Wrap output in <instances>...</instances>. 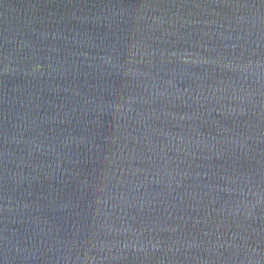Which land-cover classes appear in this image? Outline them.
Masks as SVG:
<instances>
[{
	"label": "water",
	"instance_id": "water-1",
	"mask_svg": "<svg viewBox=\"0 0 264 264\" xmlns=\"http://www.w3.org/2000/svg\"><path fill=\"white\" fill-rule=\"evenodd\" d=\"M0 264H264V0H0Z\"/></svg>",
	"mask_w": 264,
	"mask_h": 264
}]
</instances>
